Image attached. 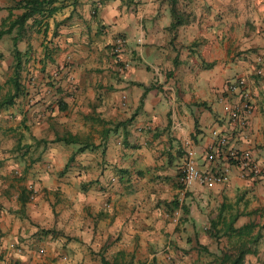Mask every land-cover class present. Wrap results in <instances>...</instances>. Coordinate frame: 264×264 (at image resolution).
I'll return each mask as SVG.
<instances>
[{
    "label": "crops",
    "instance_id": "crops-1",
    "mask_svg": "<svg viewBox=\"0 0 264 264\" xmlns=\"http://www.w3.org/2000/svg\"><path fill=\"white\" fill-rule=\"evenodd\" d=\"M18 1L0 0V30L9 13H21L13 9ZM54 6L51 17L29 20L19 36H0L7 72L0 88L9 85L12 95L14 81L19 89L0 110V140L23 122L34 157L24 166L16 144L0 147L8 155L0 158V264H220L237 246L210 237L209 222L222 207V215H237L234 228L254 225L251 236L259 238L242 264H261L264 0ZM237 81L250 108L242 123L223 111L240 103L227 93ZM55 137L75 143H37ZM218 138L226 143L214 169L225 168L227 181L182 189L183 155L190 151L206 173L213 168L205 155ZM230 154H247L258 173L241 170ZM17 169L36 184L14 180L12 190Z\"/></svg>",
    "mask_w": 264,
    "mask_h": 264
},
{
    "label": "trees",
    "instance_id": "trees-1",
    "mask_svg": "<svg viewBox=\"0 0 264 264\" xmlns=\"http://www.w3.org/2000/svg\"><path fill=\"white\" fill-rule=\"evenodd\" d=\"M65 1L75 2L76 0H20L16 2V7L13 9L20 10L21 13L12 18L11 13L2 21L0 36L10 34L13 30L19 36L20 32L23 31L26 27V24L29 20L34 19L35 17H40L47 19L51 17L59 8L55 7L56 3H63ZM38 23L33 20V25ZM15 42V39H14ZM19 57L20 53L17 50H13V70L14 75H17L19 69ZM13 82V94L7 95L4 98L0 99V110L10 106L12 104V99L18 95V85ZM65 143V144H74V140H66L64 138L55 137L52 141L46 142L40 140L37 143ZM27 200L25 190L22 189L19 196V202L24 204ZM223 207L220 208V211L217 217L209 222V227L212 230L210 237L218 239L220 235L226 236L228 239H234L236 247H232L227 250L226 253L222 254L220 257V264H242V259L245 255L253 253L254 250H251V246L256 243L259 236H251V233L254 229L253 224H246L240 228H234L233 224L236 220L237 215L224 216L221 214L223 212ZM99 264H113L105 260H101ZM264 264V260L261 262Z\"/></svg>",
    "mask_w": 264,
    "mask_h": 264
},
{
    "label": "built area",
    "instance_id": "built-area-1",
    "mask_svg": "<svg viewBox=\"0 0 264 264\" xmlns=\"http://www.w3.org/2000/svg\"><path fill=\"white\" fill-rule=\"evenodd\" d=\"M117 50V47L114 51ZM243 82L237 81L235 83L228 84L227 93L230 95H236L240 99L238 105H227L224 104L223 111L227 114L228 120L231 122H243L244 119L249 116L250 108L248 104V98L245 93H243L242 88ZM225 139L218 138L214 146H210L205 155V161L213 169L216 166L217 162L221 160L222 148L225 146ZM230 156L236 161L240 162L239 167L241 170L248 171L251 175H256L258 169L251 165L248 161V155L243 154L240 157H236L234 154ZM211 169L206 173H203L194 163L192 159V153L190 151L186 152L183 155L182 162L179 169L178 175V184L182 189H186L192 184L196 183L199 186L210 188L216 184H223L227 181V172L225 168L215 171ZM29 199H33V194L29 196ZM12 247V245H10ZM38 253L41 254L42 250H38Z\"/></svg>",
    "mask_w": 264,
    "mask_h": 264
},
{
    "label": "rangeland",
    "instance_id": "rangeland-1",
    "mask_svg": "<svg viewBox=\"0 0 264 264\" xmlns=\"http://www.w3.org/2000/svg\"><path fill=\"white\" fill-rule=\"evenodd\" d=\"M7 59L8 60H6V57L2 58L1 63H3V66H7L8 64L11 63V57H7ZM0 70L2 71V74L0 73V77L6 78L7 72L1 68V65H0ZM10 92H11V88H9V85L8 86L2 85L0 88V99L4 98ZM5 116L7 117L8 115L6 114ZM12 121H13L12 118L11 119L6 118L3 120V123L8 124L9 122H12ZM20 126H21L20 127L21 132L19 131L16 133V135H11V136H8V135H10V133H7L3 136V138H1L0 147L5 148L6 146H11L13 144H16V146L18 147V150L20 151L19 161H21V162L24 161V166H25L26 161L29 160L30 158L32 159L34 157H33V154L30 157L27 156V151H26L27 137L25 134L26 125H24L22 122ZM3 128H6V127H3ZM9 128L12 129L11 127H9ZM5 156H8V155L4 154V153H0V158L5 157ZM11 163H12V161H11ZM13 171H15V170H13ZM19 171L20 170L17 169V173L12 174V176L14 177V179L12 180V184H13V182L15 184H17V182H15L14 180L23 183V185L27 182H31L32 179L30 178V173L26 172L25 170L22 171L21 173H19ZM31 183H32V185L33 184L35 185L36 181H32ZM15 184H13L12 190H14ZM33 196H34V194H33ZM31 203L35 206L37 205V204H34L33 202H31Z\"/></svg>",
    "mask_w": 264,
    "mask_h": 264
}]
</instances>
